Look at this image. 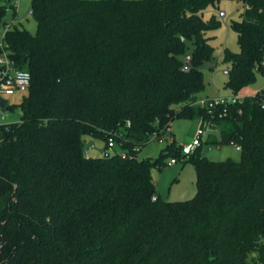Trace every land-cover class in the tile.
<instances>
[{"label":"trees","instance_id":"trees-1","mask_svg":"<svg viewBox=\"0 0 264 264\" xmlns=\"http://www.w3.org/2000/svg\"><path fill=\"white\" fill-rule=\"evenodd\" d=\"M220 1L30 0L35 32L10 22V56L32 79L19 120L0 124V264H264V88L229 104L206 141L239 142V160L186 156L175 139L137 156L175 117L208 115L195 102L219 20L203 10ZM237 1L240 50L223 51L233 95L264 61V0ZM10 7L15 18L0 0V29ZM86 136L127 155L88 156ZM170 154L196 166L192 199L158 194L152 170Z\"/></svg>","mask_w":264,"mask_h":264},{"label":"rangeland","instance_id":"rangeland-1","mask_svg":"<svg viewBox=\"0 0 264 264\" xmlns=\"http://www.w3.org/2000/svg\"><path fill=\"white\" fill-rule=\"evenodd\" d=\"M16 17L14 18V8L10 7L5 15L4 20L10 23L15 20L21 23L27 29L35 32L37 22L34 16L29 13L31 7L30 0H15ZM226 12L225 16H220L219 11ZM245 5L237 0H221L217 4H212L203 10L205 20H210L214 16L219 20V25L206 31V35L210 37L209 41L213 45V59L209 61L203 68L202 73L205 80V88L199 93L202 97H230L233 95L232 89L227 85L229 76L223 73L228 67L224 61L223 51L227 47L232 51H239L237 32L231 27L233 20H241ZM3 25L0 29V35L3 31ZM195 46L189 44L186 49L187 53H193ZM215 63V64H214ZM264 87V76L257 72L256 81L247 87H244L239 94L251 95ZM28 94L26 92L16 91L13 94L6 95L8 105L2 108L0 116V124L16 122L21 115L20 104L23 98ZM199 126V118H183L175 117L171 122V131L167 133V139H151L137 153L139 159L143 158H160L164 149L167 147L171 139H175L178 145L188 144L192 142L195 132ZM93 144L94 147L89 149ZM204 151L202 156L213 160H224L232 158L239 160L241 152L236 150L234 145L211 143H203ZM105 141L98 137L86 136L85 151L88 156L98 157L104 154ZM110 153H114L115 149H109ZM176 154V153H174ZM170 154L164 158V164L161 167H154L152 170L153 179L156 183L158 194L165 200L182 201L192 199L198 192L197 170L195 164L190 160L178 159L176 163H169ZM255 256V253H250Z\"/></svg>","mask_w":264,"mask_h":264},{"label":"built area","instance_id":"built-area-1","mask_svg":"<svg viewBox=\"0 0 264 264\" xmlns=\"http://www.w3.org/2000/svg\"><path fill=\"white\" fill-rule=\"evenodd\" d=\"M29 13H32V10L29 9ZM220 16H225L226 12L223 10L219 11ZM14 21V20H13ZM11 23H7L3 27V31L0 35V99L6 98V95H10L15 93L16 91L20 92H26L29 90L31 85V73L26 69H19L15 67L14 60L10 56V50L7 45V42L5 40V35L7 30L9 29ZM184 40V37H182ZM183 64H182V70L185 72H188L192 69V62H193V56L191 53H186L183 56ZM260 66L264 67V61L260 64H257L256 67L258 69V72L261 73L264 76V72L261 69ZM223 73L228 74V69L225 68L223 70ZM262 87L261 89H263ZM260 89V90H261ZM259 91V90H258ZM257 92V91H256ZM255 92V93H256ZM245 95L235 94L230 97H217V98H211V97H202L199 98L195 105L201 106L204 108L207 112V116H199V126L195 132L194 138L192 142L188 144H182L181 152L189 156L193 154L197 148L200 146H203V143L207 141V139L213 135L217 136V138H220V126L217 123V119L223 118L227 114L228 105L235 103L239 100H242V98ZM7 99V98H6ZM9 102V101H8ZM9 103H7L8 105ZM6 105V106H7ZM264 107V102L262 104ZM2 108L0 106V116L2 114ZM130 123H128L129 125ZM168 131H171V127L168 128ZM228 144L234 145L236 150L241 151L242 146L239 142L235 140H231ZM219 145V144H216ZM94 145L91 144L89 146L90 148H93ZM115 149V152L121 153L122 155H127V152L125 149H122L119 147L113 140V138H109L108 140V146L104 148V154H109V149ZM113 154V153H110ZM178 161V158L172 157L170 158L169 163H176Z\"/></svg>","mask_w":264,"mask_h":264},{"label":"water","instance_id":"water-1","mask_svg":"<svg viewBox=\"0 0 264 264\" xmlns=\"http://www.w3.org/2000/svg\"><path fill=\"white\" fill-rule=\"evenodd\" d=\"M7 103H8V99H6V98L0 99V106L1 107H3V108L6 107Z\"/></svg>","mask_w":264,"mask_h":264}]
</instances>
